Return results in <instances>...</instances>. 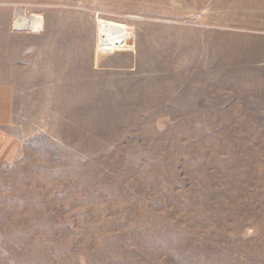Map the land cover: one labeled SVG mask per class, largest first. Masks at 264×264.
I'll return each instance as SVG.
<instances>
[{
	"label": "rangeland",
	"instance_id": "1",
	"mask_svg": "<svg viewBox=\"0 0 264 264\" xmlns=\"http://www.w3.org/2000/svg\"><path fill=\"white\" fill-rule=\"evenodd\" d=\"M0 264H264V0H0Z\"/></svg>",
	"mask_w": 264,
	"mask_h": 264
},
{
	"label": "bare ground",
	"instance_id": "2",
	"mask_svg": "<svg viewBox=\"0 0 264 264\" xmlns=\"http://www.w3.org/2000/svg\"><path fill=\"white\" fill-rule=\"evenodd\" d=\"M22 24H26L25 20L21 21ZM42 21L39 17H36L32 21L34 28H40ZM130 38V33L126 28L120 29L116 34H109L106 32H100V40L102 43L107 45H118V44H127Z\"/></svg>",
	"mask_w": 264,
	"mask_h": 264
}]
</instances>
